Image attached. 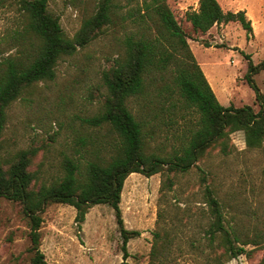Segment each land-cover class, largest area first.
<instances>
[{
    "label": "rangeland",
    "instance_id": "rangeland-1",
    "mask_svg": "<svg viewBox=\"0 0 264 264\" xmlns=\"http://www.w3.org/2000/svg\"><path fill=\"white\" fill-rule=\"evenodd\" d=\"M67 2L50 0L48 9L60 17L62 28L72 36L80 26L83 12ZM218 2L224 10H245L252 20V34L247 35L238 22L232 21L194 34L185 11L197 7V0L166 1L189 35L211 44L204 46L188 39L218 101L225 106L250 105L257 111L255 91L245 80V73L248 59L256 64L264 58V0ZM14 8L0 10V58L21 54L22 46H10L8 40L19 25ZM217 43L222 46H213ZM116 53L112 37L99 36L73 55L61 58L53 80L37 83L12 102L6 110L7 120L0 136V162L10 161L20 149L34 148L36 154L30 169L38 180L49 183L62 174L61 164L66 156L75 157L79 153L82 163L97 156L108 157L114 133L106 126L91 125L87 119L100 110L105 93L101 74L110 67ZM253 80L264 92V69L254 74ZM149 90L141 103L145 113L152 115L158 110L147 106L154 95L153 88ZM129 107L137 111L136 101L130 100ZM190 116L192 120L196 118L194 110ZM183 125L181 119L169 127L163 125L164 132L158 140L165 143L167 151L184 140L180 137ZM230 142V154L212 148L185 172L161 171L150 176L133 172L126 177L120 198L121 214L125 228L139 231L127 243L126 264H151L155 232L164 240L169 239L160 253L163 261L155 264H211L208 206L202 195L206 184L215 189L225 224L240 238L247 235L245 238L257 240L244 246L246 253L224 264H264L261 262L264 239L256 236L264 235V148H247L243 131L231 133ZM167 177L173 185L161 192ZM75 214V208L64 203H50L44 208L39 247L45 260L49 264L122 262L121 237L113 209L106 203L91 206L80 226ZM29 230L21 204L0 197V264H29L33 255L29 250ZM222 251V247L214 250Z\"/></svg>",
    "mask_w": 264,
    "mask_h": 264
},
{
    "label": "trees",
    "instance_id": "trees-1",
    "mask_svg": "<svg viewBox=\"0 0 264 264\" xmlns=\"http://www.w3.org/2000/svg\"><path fill=\"white\" fill-rule=\"evenodd\" d=\"M49 1L0 0V10L15 6L19 25L8 40L10 46H22L21 54L0 58V136L7 120L6 110L12 102L37 83L53 80L61 58L109 34L117 53L101 74L105 93L100 110L87 122L106 126L114 133L112 150L108 157L97 156L84 163L79 153L64 157L62 174L47 183L38 180L30 169L36 150L20 149L10 161L0 162V197L18 201L28 218L29 250L33 252L29 264H49L39 246L41 213L50 203L73 206L78 226L91 206L108 204L114 211L121 237L123 261L119 264H126L127 243L139 235V231L125 228L120 208L123 183L130 173L150 176L161 171L185 172L212 148L228 155L232 152L230 134L235 131H243L247 148H264V92L253 80V75L264 69V58L256 64L248 59L245 73L259 109L255 111L250 105L225 106L214 94L188 39L204 46L211 44L189 35L167 0H68L69 5L83 12L80 26L72 36L62 28L60 17L49 11ZM185 19L194 34L206 33L213 26L230 21L238 22L247 35L252 34V20L246 11L224 10L218 0H198L196 9L185 11ZM149 87L154 95L151 92L153 97L147 106L158 110L152 115L145 113L141 103L146 91L150 92ZM130 100L136 101L137 111L129 107ZM193 110L194 120L190 116ZM177 119L184 120V132L180 135L184 140L167 151L158 136L164 132V124L169 127ZM164 138L168 139L167 134ZM163 184L161 192L165 187L171 188L173 181L167 177ZM202 195L208 206L211 264H224L246 253L244 246L257 240L245 238L247 235L242 239L225 224L213 186L204 185ZM163 235L167 237L166 233ZM256 236L264 239V235ZM166 243L169 239L154 233L151 264L163 261L160 253ZM218 247L223 251L214 252ZM261 262L264 263V256Z\"/></svg>",
    "mask_w": 264,
    "mask_h": 264
},
{
    "label": "crops",
    "instance_id": "crops-1",
    "mask_svg": "<svg viewBox=\"0 0 264 264\" xmlns=\"http://www.w3.org/2000/svg\"><path fill=\"white\" fill-rule=\"evenodd\" d=\"M197 6H198V0H197ZM197 7H195V8H193V9H196ZM199 64V63H198ZM201 66V65H200ZM204 75H205V71H204ZM206 76V79L207 80H209V78H208V76L207 75H205ZM209 82V81H208ZM210 86H211V88H212V85L210 84ZM213 90V89H212Z\"/></svg>",
    "mask_w": 264,
    "mask_h": 264
}]
</instances>
